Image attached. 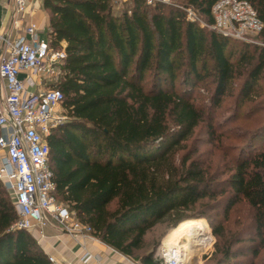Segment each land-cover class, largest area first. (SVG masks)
Masks as SVG:
<instances>
[{"label":"trees","instance_id":"obj_1","mask_svg":"<svg viewBox=\"0 0 264 264\" xmlns=\"http://www.w3.org/2000/svg\"><path fill=\"white\" fill-rule=\"evenodd\" d=\"M130 1L131 14L121 15H115L113 0L43 1L52 48L67 44L56 88L64 95L68 122L48 139L58 200L90 225L95 237L133 258L158 224L201 200L215 202L214 188L227 174L219 184L232 190L231 205L245 201L254 211L255 237L264 249V151L240 158L227 173L213 172L209 160L195 157L197 147L178 158L211 113L194 103L190 90L173 89L183 65L190 69L184 86L192 75L200 77L199 65H211L216 100L243 78L241 105L249 100L250 115L263 113L264 28L259 46L188 19L192 9L212 25L211 10L219 0ZM244 1L264 25V0ZM149 72L154 80L147 90L143 82ZM263 119L260 115L255 125ZM261 133L263 127L249 138ZM17 221L13 199L0 189V264H52L33 235L15 228ZM214 232L220 240L215 264H242L235 261L242 233ZM208 242L206 249L213 236ZM252 253L259 255L258 250ZM143 263L161 261L145 256Z\"/></svg>","mask_w":264,"mask_h":264},{"label":"built area","instance_id":"obj_2","mask_svg":"<svg viewBox=\"0 0 264 264\" xmlns=\"http://www.w3.org/2000/svg\"><path fill=\"white\" fill-rule=\"evenodd\" d=\"M12 10L17 35L0 32V180L12 196L18 214L15 228L45 237L53 228L73 238L95 237L90 225L57 197V184L50 168L48 139L63 122L59 110L63 93L56 88L63 75L66 46L52 48L40 37L34 20L36 5L44 0H0ZM151 3L154 0H150ZM197 22L196 12L187 11ZM213 29L234 40L263 45L257 37L264 25L254 7L244 0H219L211 10ZM161 264H185V249L163 243L158 251ZM50 263L61 264L53 256ZM97 259L89 252L83 263ZM99 260V259H98ZM65 264H75L69 262Z\"/></svg>","mask_w":264,"mask_h":264},{"label":"rangeland","instance_id":"obj_3","mask_svg":"<svg viewBox=\"0 0 264 264\" xmlns=\"http://www.w3.org/2000/svg\"><path fill=\"white\" fill-rule=\"evenodd\" d=\"M163 1L167 2V4L176 2V0ZM147 2L154 5L156 0L153 3L150 0H147ZM113 6L115 15H121L123 12L131 14L133 2L130 0H113ZM196 16L198 18L197 23L204 29L209 30V20L198 13ZM43 36L44 40H46L47 35ZM238 56L239 53L236 52L232 61H237ZM183 58V61H185L186 55H183ZM189 70L187 65L179 68L177 71V82L173 89L177 91L190 90L194 103L204 107L206 114L211 113V116L207 117L197 128L192 139L185 144V149L178 152V158H182L184 153L197 147L198 153L195 157L200 158L204 162L209 160L213 166V172L220 173L225 171L227 173L230 169L229 167H232L233 164L235 166L240 158H248L264 151V133L259 134L252 141L249 138L259 128H264V122L255 125L257 118L260 115L264 116V112L260 115H250L249 100L244 101L243 106L241 105L243 99L240 95V90L244 79H236L231 87L233 89L232 92L230 93V89L223 98L216 100L214 98L216 83L213 82L212 74H209L211 65L206 68L199 65L198 72L200 77L195 78L192 75L190 84L184 86L185 75L190 73ZM62 77L63 75L60 80ZM153 80V73H147L143 82L147 90L151 87ZM260 85L264 89V76L260 81ZM59 116L64 118L62 123L68 122L63 106L59 110ZM242 136H244V139H242ZM237 137H240V140H237ZM226 178L227 174L219 179V183L222 184V181ZM219 183L214 188L217 193L215 202L208 199L201 200L196 205L182 210L167 224H158L157 227L147 233L144 248L136 251L133 258L126 256L127 260L132 264H144L143 258L145 256H151L153 260H159L158 251L161 245L165 243L169 233L176 228L175 226L190 219H198L206 224L209 229L206 232L210 234L204 241H200V238L198 239V246L194 250L193 264H215L217 259L214 256L218 250L220 240L216 236L214 229L220 228L224 230V233H230L229 236H233L234 233H242L243 241L235 248L238 253L237 258H235L236 262L238 261L242 264H264V249L261 248L259 240L255 237L254 211L245 201L231 205L234 198L232 190H225ZM0 189L12 199L1 180ZM115 208L116 203L110 205L111 210ZM212 236L213 242L206 249ZM205 249L206 251L203 252ZM254 250L259 251L257 257L252 253Z\"/></svg>","mask_w":264,"mask_h":264},{"label":"crops","instance_id":"obj_4","mask_svg":"<svg viewBox=\"0 0 264 264\" xmlns=\"http://www.w3.org/2000/svg\"><path fill=\"white\" fill-rule=\"evenodd\" d=\"M43 9V4L36 5L37 12L34 14V20L40 25V37L44 40L43 35H47L45 38L47 41L50 33V17ZM21 30L22 28L16 27L13 23L12 10L2 1L0 3V32L9 31L13 35H17ZM64 45L67 46L66 42ZM61 233L56 229L47 228L44 238H41L37 233L33 235L42 251L47 256H53L61 264L69 262L85 264L82 262V257L86 252L97 257V259H91L86 264H132L125 255L106 245L97 237H78L75 239L70 235Z\"/></svg>","mask_w":264,"mask_h":264},{"label":"bare ground","instance_id":"obj_5","mask_svg":"<svg viewBox=\"0 0 264 264\" xmlns=\"http://www.w3.org/2000/svg\"><path fill=\"white\" fill-rule=\"evenodd\" d=\"M207 230L209 229L206 224L198 219L184 221L169 233L165 245L173 246L179 244L185 249V264H193L194 250L198 246V239L200 238V241H204L210 234L206 232Z\"/></svg>","mask_w":264,"mask_h":264}]
</instances>
